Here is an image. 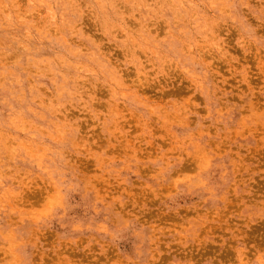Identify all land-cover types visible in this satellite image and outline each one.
<instances>
[{
    "label": "rangeland",
    "instance_id": "374dc122",
    "mask_svg": "<svg viewBox=\"0 0 264 264\" xmlns=\"http://www.w3.org/2000/svg\"><path fill=\"white\" fill-rule=\"evenodd\" d=\"M0 264H264V0H0Z\"/></svg>",
    "mask_w": 264,
    "mask_h": 264
}]
</instances>
